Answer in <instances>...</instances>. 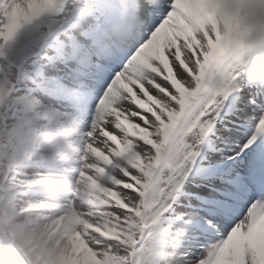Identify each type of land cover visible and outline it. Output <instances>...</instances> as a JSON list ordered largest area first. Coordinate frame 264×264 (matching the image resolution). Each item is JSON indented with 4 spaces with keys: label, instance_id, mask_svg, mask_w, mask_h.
Segmentation results:
<instances>
[{
    "label": "clouds",
    "instance_id": "9594fccd",
    "mask_svg": "<svg viewBox=\"0 0 264 264\" xmlns=\"http://www.w3.org/2000/svg\"><path fill=\"white\" fill-rule=\"evenodd\" d=\"M193 5L200 17L190 27L214 21L227 38L232 81L241 89L249 87L256 97L264 96V0H113L114 21L104 35L105 47L134 39L148 8L167 6L170 12L96 101L91 120L88 110L94 96L89 77L65 90L62 99L74 110L62 111L30 98L31 89L22 92L19 71L0 68V246L15 250L16 264H182L184 254L172 246L166 232L153 234L142 224L132 227L152 212L143 197L114 188L139 191L117 177L141 167L135 140H147L123 111V101L145 109L157 104L146 93L140 101L134 92V87L145 92L143 82L151 84L156 72L143 53L172 32L173 13ZM93 15L88 0H0V48L22 30L61 28L66 19ZM194 43L165 41L176 48L174 61L179 67L189 76L195 68L199 73L195 79L202 80L207 61L194 63ZM39 46L45 47L42 40ZM171 64L163 58L167 78L180 89L191 86L192 81L176 79ZM42 85L41 80L37 86ZM224 91H217L210 104H223L228 98ZM105 124L115 132H108ZM256 132H264V118ZM106 152L114 166H109ZM113 208L123 210L124 217ZM247 219L248 225H260L264 210L253 211ZM223 253L224 245H210L197 264H224Z\"/></svg>",
    "mask_w": 264,
    "mask_h": 264
},
{
    "label": "snow or ice",
    "instance_id": "6c2138e0",
    "mask_svg": "<svg viewBox=\"0 0 264 264\" xmlns=\"http://www.w3.org/2000/svg\"><path fill=\"white\" fill-rule=\"evenodd\" d=\"M169 12L167 6L148 8L143 28L134 39L105 47L103 36L76 53L88 72L87 84L94 96L89 120L96 101ZM173 17L172 32L162 35L156 46L143 53L156 69L152 83L143 82L145 92L134 87L140 101L146 93L159 106L152 104L145 109L128 100L122 104L125 114L147 134V140H135L141 167L117 178L139 191L124 187L114 191L143 197L152 212L142 215L140 223L132 227L142 224L153 234L166 232L172 246L184 254L182 264H197L210 245H224V264H264V228L248 225L247 219L253 211L264 210V132H256V125L264 118V96L256 97L249 87L241 89L238 81H232L227 38L215 28L214 21L190 27L200 17L194 5L173 13ZM71 21L66 19L61 28ZM169 38L181 46L185 40L195 42L194 63L207 61L202 80L195 79L199 75L195 68L189 76L174 61L176 48L165 45ZM164 57L172 61L176 79L192 81L191 86L185 84L180 89L167 78ZM133 71L139 74L140 70ZM221 89L227 100L210 104ZM103 127L115 132L111 124ZM109 166H114V161ZM112 211L121 218L125 215L118 208ZM17 256L15 250H0V264H16Z\"/></svg>",
    "mask_w": 264,
    "mask_h": 264
},
{
    "label": "bare ground",
    "instance_id": "6f19581e",
    "mask_svg": "<svg viewBox=\"0 0 264 264\" xmlns=\"http://www.w3.org/2000/svg\"><path fill=\"white\" fill-rule=\"evenodd\" d=\"M80 74H81L82 76L86 77L83 73H76V77H74V78H76V79H75V82H77V85H78L79 81H81L82 79H86V78H87V77H86V78H84V77H80ZM64 77H65L68 81L70 80V77H69V76L65 75ZM74 78H71L72 81H73ZM77 85H76V86H77ZM71 106H72V105H71ZM72 107H73V106H72Z\"/></svg>",
    "mask_w": 264,
    "mask_h": 264
}]
</instances>
